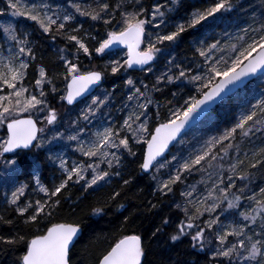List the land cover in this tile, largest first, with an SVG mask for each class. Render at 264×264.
Returning a JSON list of instances; mask_svg holds the SVG:
<instances>
[{"label": "snow or ice", "instance_id": "6c2138e0", "mask_svg": "<svg viewBox=\"0 0 264 264\" xmlns=\"http://www.w3.org/2000/svg\"><path fill=\"white\" fill-rule=\"evenodd\" d=\"M7 7L13 17L24 16L27 19L34 21L42 29L43 33L52 34L53 26H55V34L62 35L67 41L74 42L77 51H83L85 55L89 54V48L86 46L84 40L78 35L66 33V22L71 21L74 16L71 13L63 14L62 18L60 14L49 15L50 8L47 4L35 5L31 7L22 6L20 0H6ZM175 2V0H173ZM264 3V0H262ZM72 7L75 12L80 16L89 17L93 21L103 19L105 25L121 26L119 31H109L107 33V39H103L99 42V46L95 48L96 53H104L106 49H109L115 42L126 44L129 48L128 59L121 64L119 61H111V73H118L126 65L128 68L133 64L148 65L153 60L156 53L160 52L157 44H163L164 42H174L181 33L185 32L187 28L195 27L202 21H206L209 17L215 18L217 13L227 12L232 10L233 5L231 0H216V2L204 10H197L192 13L191 19L187 22L177 24L175 31H170L166 34L156 33L155 42H151V34H149V43L146 49L133 55V50L141 43V38L145 33V24L151 23V21L141 18L147 15V10L142 6L141 0H131L129 4L127 0H120L115 7H113L108 0H96V7H82L79 3H73ZM131 8L132 10H128ZM161 5H156L152 9L153 20L159 17H163L165 13L161 10ZM119 15L120 19H116V15ZM108 17V18H105ZM255 22V21H254ZM163 23V20H161ZM155 27L159 28L160 25L156 24ZM0 28L3 30L4 36L7 38L5 41H11L12 47H15L17 51L12 52L9 48L11 55L4 60H0V85L5 86L3 90L7 91V95H0V125L6 124V139L0 141V155L3 153L14 152L15 149H41L44 147L45 141L42 140L38 133L43 132V128H37L36 122L32 118L19 119L18 113L22 111L36 110L38 112H44L47 109V114L44 116V120L47 124H53L57 119L55 109L49 108L43 99L37 98L36 95L25 96L28 91L23 87L22 81L26 76V70L29 67L28 62L22 57L27 56L34 60L35 55L33 49L29 47V39L26 34H19L10 24H0ZM80 29L73 28L72 33L79 32ZM245 35L237 37V39L243 41L237 47L233 44L231 48L232 54L225 59L224 55H220L214 59V55L217 52L225 53L227 49L223 48L220 41L208 44L206 47L201 46L195 49V53L199 57L203 58V64L205 66V74H191L190 69H185L180 65H176L179 68L178 75H170L168 73L157 77V84H159L165 77L169 84L174 83L176 80L185 79L189 83L197 86V92L200 94V98L195 97L185 100L184 104L175 110H169L170 116L167 122L160 123L158 127L150 130L148 127V120L141 121V116H146L144 111L136 113L133 111L127 118L124 119L123 124L119 127H105L102 132H95L93 135L95 139L88 144L80 142L78 151L85 157L92 159L98 157L100 161L107 163L108 169H113L115 166H120L121 157L117 155L121 149L126 150L129 155L136 156V153L132 150L129 142V136L125 135V129L131 133V139L137 144H146L147 148L144 151L143 161L139 164L140 169L147 173L151 167L157 164V157H160L165 149L168 148L169 143L176 139L177 134L182 128L192 119L195 115H199L198 110H202V105H207L210 101H215L217 97L226 89L228 85H236L237 82L242 81V78L255 73L257 69H264V12L261 13V22L259 26L251 29H243ZM251 31L254 35L249 36L248 32ZM95 39V37H93ZM63 51V50H61ZM61 60L64 61V78L68 81V91L66 96H61V100H66L69 105L73 104L77 97L81 96L86 90L88 85L95 84L101 81L104 71H81V67L78 63H74L61 56ZM223 64V67H221ZM199 68L200 65L198 64ZM151 71V68H148ZM217 78L219 82L217 83ZM51 84L53 81L47 77L46 70L43 67L39 68L38 78L35 80L36 88H40L43 83ZM126 84L133 85L131 79L126 81ZM75 86V87H74ZM134 86V85H133ZM147 90V85L144 86ZM154 91H161L160 88L153 86ZM53 92L56 88L53 87ZM176 94L173 93V96ZM40 97H44L43 90L39 92ZM145 99L144 103H140V98ZM107 97H105V100ZM105 100L99 97H93L91 103L87 105L86 109L81 115V118L85 121L89 120L90 116H95L96 111L105 104ZM128 100H137L136 107L139 109H146L148 104L152 103V100L145 95V91H141L140 88H135L133 95L128 96ZM41 106V107H37ZM195 114V115H194ZM159 111L156 116L159 118ZM137 121H141L137 127H133ZM75 123V122H74ZM257 125L264 126V101H260L258 105L253 106V110L247 115L243 116L240 121L230 130L226 131L218 139L214 138L208 141L204 149L194 158L186 160L177 173L170 177L168 181L162 183L157 191L162 195H167L173 191L171 185L181 181L182 172L207 171V169H222L225 156L229 155V148L233 147L231 143L232 138L240 130V135L247 137L250 134H254L255 131H261L262 129ZM81 132L84 128L80 129ZM150 137V139L148 138ZM62 138L61 133H56L48 143L52 140ZM69 140H77V136H69ZM229 143L225 144L224 142ZM219 146V147H217ZM215 149V151H214ZM114 150V151H110ZM223 153V155H221ZM247 155V154H246ZM259 158L255 159V162L248 164L250 168H256L257 165L264 166V148L260 149L258 154ZM50 160L51 156L48 157ZM59 168L62 170L63 178L61 182L55 186L52 190H49L43 184H41L39 177H34L36 185L40 192H43L48 199L45 201L37 200L35 205L31 203L21 206L18 201L20 196L24 194V189L27 185H21L17 187L15 191L11 193V197L7 198L9 206H15V212L19 217L23 218L25 226L35 225L36 230L39 231L44 226L48 217L52 216L60 205L59 194H62V190L68 188L70 184L80 185L85 191L91 189L94 185L99 186V182L103 181L105 177L111 173L109 170H100L99 163H73L71 168L67 166L64 159L59 158ZM176 157H173L175 160ZM216 161V164H213ZM169 163V162H166ZM245 163L239 156L236 158V163L229 166V175L227 177L228 183L225 187L221 188L220 184L224 183L223 178L219 179L218 183H213L212 187L207 189L208 195L203 199H188L193 197L196 191L195 186H192L193 191H182L181 196L186 199V204L191 206L192 211L188 206L183 207L181 210L185 215V219L181 220L177 225V231L170 236L172 242L179 241L181 236L191 235L193 241V247L199 244L201 250L204 249V238L206 231H211L215 234L218 246L212 253V259L224 258L220 260V264H264V186H260L258 191L250 189L247 184L237 188L236 180L244 181L249 178L247 174L239 173L238 169ZM5 168L11 166V170H16L18 164L17 159H7L3 161ZM207 165V168H205ZM164 164H159V167H164ZM199 166V167H197ZM91 169V178L87 179L85 173ZM120 175L119 172L115 173ZM221 176L220 172H209L208 179L211 180L213 175ZM83 182V183H82ZM124 185H129L130 181L125 179ZM236 188L240 193L239 195H233V198L228 200V209L236 208L239 202L247 200L249 207L242 210L239 214L243 218L244 223L237 224L231 227V230H225L223 232L217 231L216 226L219 225V217L211 218L212 213L216 212L221 207L220 201L227 199L229 190ZM213 191H219L220 197H212ZM251 192L249 195L248 193ZM120 196V192H114L110 200H115ZM55 198V199H53ZM213 199L214 202L209 204L208 200ZM106 204L93 207L91 212L93 215H99L105 211ZM153 208L156 205H152ZM180 208V205H176ZM223 211H227L224 209ZM209 214V219L204 220L203 226L197 225L196 221L201 218L204 213ZM127 220V218H125ZM259 220V231L255 230L257 221ZM0 222L13 224L14 221L9 219L5 220L0 216ZM169 221L165 219L164 225H167ZM188 229H195L194 234L188 232ZM247 229V231H245ZM80 225L78 223H53L51 226H47L46 232L42 234L33 235L28 239L25 235L17 232L11 237L0 236V243L5 245H18L23 244L25 251L19 257V264H72L71 260V246L74 243L75 237L80 232ZM161 231L157 228L152 236L155 237L157 233ZM251 233V235H249ZM234 237L235 240L230 241L228 238ZM247 242V243H246ZM146 250L143 247L142 238L139 235H125L122 239H119L114 245L110 247V250L106 254L102 255L98 264H142V257L146 255Z\"/></svg>", "mask_w": 264, "mask_h": 264}, {"label": "trees", "instance_id": "16d2710c", "mask_svg": "<svg viewBox=\"0 0 264 264\" xmlns=\"http://www.w3.org/2000/svg\"><path fill=\"white\" fill-rule=\"evenodd\" d=\"M108 2L115 7L120 0H108ZM127 2L130 4L131 0H127ZM215 2L216 0H175V2L173 0H141L142 6L147 10V15L143 17L150 19L152 17V9L156 5H161V10L165 13L163 17L157 16L159 28L146 29L141 48H147L149 34H151V42H155L156 33L166 34L170 31H175V26L180 23L187 25L193 12L211 7ZM231 3L233 5L232 10L217 13L215 18L209 17L195 27L187 28L174 42L166 41L163 44H157L156 46L160 48V52L155 54L152 64L144 70L132 72L124 66L116 74L111 73V61L120 59V63L123 64L125 52L119 49L99 55L95 52V48L99 46L100 41L107 39L109 31H119L122 25L115 27L113 25H105L103 19L93 21L86 16L77 17L73 22L66 23L65 32L78 35L88 46L89 54L85 55L82 50L77 51L74 42H69L62 35L55 34V26H53L52 34H46L43 33L37 24L23 19L21 16L18 18L13 17L15 22L19 25L22 24L27 32L30 42L28 46L33 49L35 55L34 60L28 57L26 59L29 67L26 70L23 83H26L30 89L35 91V80L38 78L39 68L43 67L46 70L47 77L53 83L49 84L45 81L41 85L38 91L43 90L45 96L40 97V99H43L49 108L57 111L66 107L61 100L67 83L64 78V61L60 59L62 55L67 60L78 63L82 72L91 70L104 71L107 68L99 89H102L109 97L108 114L113 116L117 122L121 120L126 114V92L128 88L132 87V90L140 88L152 100V103L147 105L145 113L149 129L154 130L160 123L167 122L170 116V109L179 108L184 104L185 100H189L192 97H200L197 92V86L183 78L169 84L165 77L157 84V77L165 73L178 75L180 69L176 65L190 69L193 75L205 74L203 58L195 53L196 48L206 47L208 44L220 41L223 48L231 50L230 45L235 44L239 47L243 43V41L237 39L242 34L239 30L243 22L252 25L250 28L259 26L261 13L264 12L262 0H231ZM88 6L96 7V1L90 0ZM128 10L132 9L129 8ZM8 11L6 2L0 0V14H8ZM256 12H258L260 18H258ZM116 19H120L118 13ZM161 20H163V23H161ZM73 28H78L80 31L72 33ZM227 36L230 39H227ZM198 64L200 65L199 68L197 67ZM149 67L151 68L150 72L148 71ZM129 79L133 81L134 86L126 84ZM256 81H252L243 89L221 102L200 122V125L207 122L210 116H214V120L217 123H222L225 121L221 118L223 115L234 116L240 111L239 109H244V114L247 115L254 104L252 94L256 89L251 87ZM145 85H147V90L144 88ZM154 85L160 88L161 91H154ZM53 87L56 88L55 92L52 91ZM173 93L176 95L173 96ZM242 93H246V97L248 96L246 101L245 98H240ZM143 100L145 101L144 98ZM157 111L160 113L159 118L156 116ZM46 114L47 109L44 112L34 113L27 117H32L38 127L43 128L41 119ZM39 118L41 119L39 120ZM221 126L222 124L219 126L220 129ZM229 128L225 127L222 135L224 130ZM4 129L3 126L2 135H5ZM261 129V131H255L254 134H250L247 137L241 136L240 130L237 129L231 140L233 147L229 148V155L225 156L223 161H221L223 164L222 169L193 170L190 173L182 172L181 181L171 185L173 191L167 195H162L157 191L160 184L156 183L152 177L151 172L153 169L147 175L141 172L139 164L142 163L145 144H137L130 140V146L136 156H131L126 150H122L120 152V166L116 167L114 165L113 169H108L111 174L99 186L85 191L80 185L70 184L68 188L62 190V194H59L60 205L57 206L54 214L47 218L44 226L39 231L36 230L35 225L25 226L23 218L16 214L15 207L9 206L0 196V216L4 217L5 220L11 219L14 221L11 225L0 222V236L7 238L19 232L30 239L33 235L45 232L47 226H51L53 223H78L81 228V236L71 249L72 264H98L102 255L106 254L110 247L125 235L141 236L143 247L147 253L143 257L142 264H220V260H223V258L213 260L210 251L205 245L203 250H201L199 244L193 247L191 235L181 236L180 240L176 242L170 240V236L177 231V225L181 220L185 219L181 209L188 206L189 210L192 211L191 206L186 204V199L180 194L182 191H188L189 188L191 191L193 189L192 186H195L196 191L193 197L189 199H201L205 192L204 187L207 184L211 187L213 183H218L221 177L225 183L228 177L227 173L230 174L228 171L229 166L236 163L238 156L245 161L238 169V172L247 174L251 179L254 178V182L248 186L250 189L258 191L260 186H264V166L257 165L256 168H250L248 164L255 162V159L259 158V156L254 154H258L260 149L264 148V127ZM190 134L191 132L185 136ZM224 143L227 144L229 142L225 141ZM179 145L178 142L163 160L166 161L173 155L180 156L184 153V150H181ZM8 158L18 160L16 170L11 171L12 180L8 187L10 185H27L24 189L23 199L27 195L38 193L34 184L35 175L39 177L41 184L49 190L57 186L63 178L59 170L52 165L50 159L40 150L33 149L30 152H17L7 157H1L0 155V166ZM216 163V161H213V164ZM205 168H207V165ZM116 172H119L120 175H116ZM209 172H220L221 176L214 174L212 179L209 180ZM176 173H171L170 171L164 177V182L168 181ZM125 179L130 181L129 185H124L123 181ZM236 185L237 188L242 187L245 185V181L237 179ZM117 191L120 192V196L115 200H110L109 197ZM228 193L232 196L239 195L236 188L229 190ZM248 194L250 195L251 192ZM39 197H41L40 194ZM45 199L47 200L48 197L45 196ZM101 204L107 205L105 211L99 215H93L91 209ZM153 204L156 205L155 208L152 207ZM176 205L181 207L177 208ZM223 205L227 206L228 200H225ZM245 205L246 208L249 207V202L242 199L237 207L233 209L242 211ZM225 206L221 207V211L226 213L228 209L223 211L226 209ZM165 219L169 221L167 225L163 224ZM157 228H160L161 231L153 237L152 233ZM187 231L194 234L195 229H188ZM24 251L25 246L23 244L5 245L0 243V264H19V257Z\"/></svg>", "mask_w": 264, "mask_h": 264}, {"label": "rangeland", "instance_id": "374dc122", "mask_svg": "<svg viewBox=\"0 0 264 264\" xmlns=\"http://www.w3.org/2000/svg\"><path fill=\"white\" fill-rule=\"evenodd\" d=\"M4 1L6 2V0H4ZM20 3L22 6H27V7H31L33 4H35V5L47 4L50 8L49 15L60 14L61 18H62L63 14L71 13L74 16V18L68 22H73V20H75L77 17H80V15L75 12V9L72 7V4L73 3H79V4H81L82 7H88L90 0H20ZM6 5H7V2H6ZM256 15H258V18H260L259 17L260 15L258 14V12H256ZM21 17L23 19H26L30 22L35 23L34 21L27 19V17H24V16H21ZM16 18H18V17H16ZM141 18L148 20V21H151V23H147L144 26L145 27L144 37H145L147 28H149V30H151V28L152 29L157 28L154 25L157 24L158 17L155 20H153V17H151L150 19H147L146 17L142 16ZM68 22H66V23H68ZM0 24H3V25H9L10 24L14 29L17 30V32L19 34H21V35L26 34L27 35V32L24 30L22 24L19 25L15 22V19L11 15L10 10L8 11V14L7 13L6 14H0ZM250 26H252V25H249L248 23L243 22V25L240 26V30H239V32L242 33L241 34L242 36L245 35L244 31H242V30L246 29V28L251 29ZM154 34H155V32H154ZM241 35H240V37H241ZM248 35L251 36V35H254V33L249 31ZM226 38L230 39L229 36H227ZM6 40H7V38L4 36L2 28H0V60H4V58H7L11 55V53L9 52V48H11L12 52L17 51V49L15 47H12V42L7 41V43H6L5 42ZM143 50L144 49L140 48V52ZM229 51H231V50H227L225 53H220V52L215 53L217 55L216 56L214 55V59L218 58L220 55H224L225 59H227L228 56L232 54V51L231 52H229ZM100 54H102V53H99V55ZM22 58L26 60L27 56L22 57ZM118 61L121 62L120 59ZM124 61H125V58H124ZM4 62H6V60H4ZM125 67H126V65H125ZM221 67H223V64H221ZM256 80L257 81L251 87L252 89L253 88L256 89V91H254V93L252 94V99L254 101L253 106L258 105V103L260 101H264V75L261 76L260 78L256 79ZM21 83H22L23 87L28 90L25 93V96H28L31 94V95H36L37 98H40L38 88H35V91H33L32 89L29 88V86L26 85V83H23V81ZM4 88H5V86L0 85V95H7V91L3 90ZM134 92H135V89L132 90V87L128 88V91L126 92V99H127L126 108H125L126 114L118 122L115 120V118H113V116H110L108 114V111H109L108 99H109V97L107 96V94L102 89H98L92 96H90L89 98L83 100L78 105H76L75 108L63 107L60 110H57V111L55 110L56 114H57V119L51 125L46 124L47 121L44 120V118H42V119L39 118V120L41 119V121H42L43 132H41L38 136L42 140L45 141V144H44L43 148L35 149V150L42 151L46 155V157L51 156L52 159L50 160V162L52 163L53 166H55L59 170V172L62 175H63V173H62V170L59 168L58 157L64 159L69 168H71L73 163L86 162V163H92V164L99 163V169L100 170H108L107 163L100 161V159L98 157L89 159V158L83 156L77 149L80 146V142H83L84 144H88L91 141H93L95 139V136L93 135L95 132H98V131L102 132L105 127L119 128L123 124L124 119L127 118L129 116V114L132 113L133 111H135L136 113H139L141 111L146 112V109L142 110V109H139L136 107L137 100H132V101L128 100V96L133 95ZM93 97H99L102 100H105V97H107V99L105 100V104L102 105L100 107V109L96 111L95 116H90L89 120L85 121L81 118V115L84 112V110L86 109L87 105L91 103V100ZM240 98L241 99L245 98V101H246L248 99V96L246 97V93H242L240 95ZM139 102L144 103L145 101L141 97ZM37 107L39 108L41 106H37ZM239 110L240 111H238L234 116L223 115L221 118L224 119L225 120L224 122H226V123H224V122H222V123L218 122L217 123L214 120L215 117L210 116V117H208L207 122H205L202 125H200V123H199L195 128H193L190 131L191 132L190 135H188V136L184 135L185 137L183 136L179 141V144H180L179 147H181V150H184V153H182L180 156L173 155V156H171V158L169 160H166V161L161 159L160 161H158L159 163L158 164L156 163L155 166L153 167L151 174H152L153 179H155V182L160 184V185L162 183H164V177L167 176V174L170 171H171V173H176V171H178L180 169L181 165H183V163L186 160H190V159L194 158L195 155L199 154L204 149V147L206 146L208 141H211L214 138L218 139L220 136H222V131L225 127H230L228 130L232 129L240 121V119L243 116H245V114H244L245 110L244 109H239ZM252 110H253V107H251L250 111H252ZM34 113L39 114L40 112H38L36 110L22 111V112L18 113V118L30 116L31 114H34ZM144 119H147V117L141 116V121H143ZM141 121H137L136 124L133 125V127H137ZM221 124H222V126L220 129L219 126ZM5 125H0V141H3L4 139H6V134L2 135V129H3V126L5 128ZM257 127L262 128L264 126L257 125ZM81 128H84L83 132L80 131ZM228 130L225 129L224 133ZM4 131H5V129H4ZM56 133H61L62 138L52 140L51 143H48L47 141L50 140L53 136H55ZM73 135L77 136V140H69L68 139L69 136H73ZM125 135L129 136V141L130 140H131V142L133 141L131 139V133L128 132L126 129H125ZM122 150L123 149H121L120 152ZM0 151H2V150H0ZM110 151H114V150H110ZM120 152H118L117 155H120ZM173 157H176V159L173 160ZM10 159H12V158H10ZM166 162H169V163H166ZM159 164H164L165 166L159 167ZM114 165H115V162H114ZM11 171H13V170H11V166H9V168H5L4 164H2V166H0V196H2V200L6 203H7V198L11 197V193L13 191H15V189L17 187H20V186H12V185H10L8 187V184L12 180L11 176H10ZM227 175H229V174L227 173ZM85 176L87 179L91 178V169H89L85 173ZM35 177H37V175H35ZM106 178L107 177H105V179ZM105 179L103 181H105ZM103 181H100L99 185ZM244 181H245V184L251 185V183L254 182V178L251 179V177L249 176V178L247 180H244ZM207 182H208V180H207ZM226 182H228L227 178L225 180V183ZM225 183L220 184V187L221 188L225 187L224 186ZM34 184H35V188L38 190L37 192L41 195V197H39L38 193H35V195H27V197L25 199H23V197H24V194H23L22 196H20L19 201H18V203L21 206H23L24 204H28V203L35 205V202L37 200H40L42 202L46 200L45 199L46 195L43 192L39 191V188L36 185L35 179H34ZM95 186H97V185H94L93 187H95ZM211 187H209L208 184L204 187L205 192L201 196V199H203V197L208 195L207 189H209ZM187 188H189V187L187 186ZM188 191H190V188L188 189ZM191 191H193V189H191ZM224 195H227V199H222L220 201L221 207L225 206V205H223V202H225V200H230L233 198V196L230 193H227V194L225 193ZM37 196H38V198H37ZM220 196H221V193L219 191H213L212 192L213 198L214 197H220ZM21 199H22V201L20 202ZM213 202H214V200L211 198L208 200L209 204H211ZM221 207L218 208L216 210V212L212 213V216H211V218L219 217L220 223L218 226H216L217 231L223 232L225 230H231V227L236 226L237 224L244 223L243 218L239 214L241 211H236L235 209H228L227 206H225L226 209H228V212L225 213V212L221 211ZM245 208H246V205L243 207V210ZM209 218H210L209 214L205 212L201 216V218L198 221H196V223L199 226H203L202 222L204 220H208ZM255 230L257 232L259 231V220L257 221V224L255 226ZM245 231H247V229ZM249 235H251V233H249ZM228 239L230 241H233V242L235 240L234 237H229ZM204 245L210 251V255L212 256V253L216 250V248L218 246V242L216 241V237H215V234L213 232L206 231L205 238H204Z\"/></svg>", "mask_w": 264, "mask_h": 264}, {"label": "water", "instance_id": "95a60500", "mask_svg": "<svg viewBox=\"0 0 264 264\" xmlns=\"http://www.w3.org/2000/svg\"><path fill=\"white\" fill-rule=\"evenodd\" d=\"M142 40H143V37L141 38V43H142ZM141 43L139 44V46L137 48H135L133 50V55H135L136 53L140 52V46H141ZM117 49H122L125 51L126 53V60L128 59V56H129V48L126 44H122V43H119V42H115L109 49H106L105 52H109V51H113V50H117ZM153 61V60H152ZM152 61L149 62L148 65H150L152 63ZM148 65H137V64H133L132 67L128 68L126 66V68L130 71H133V72H138V71H142L145 67H147ZM264 75V69H257V71L255 73H252L250 74L249 76L247 77H244L242 78V81L240 82H237L236 85H228L226 87V89L221 93V95L219 97H217L215 99V101H210L208 102L207 105H202L201 106V109L202 110H198V113L199 115H195V118L190 120L185 126L184 128L181 129V131L177 134V137L175 140L171 141L169 143V146L167 149H165L164 153L160 156V157H157V161H160L161 159H163L168 153L169 151L176 145V143L184 136L186 135L188 132H190L193 128H195L212 110H214L221 102H223L224 100H226L227 98H229L230 96L234 95L236 92H238L239 90L243 89L245 86H247L249 83H251L252 81L260 78L261 76ZM217 83L219 82V78L217 79L216 81ZM102 84V79L101 81L95 83V84H91V85H88L86 90L82 93L81 96L77 97L76 100L74 101L73 104L69 105L67 103L66 100H62L63 101V104L67 107H73L75 105H77L78 103H80L81 101L89 98L90 96H92L94 94V92L100 88ZM68 81L66 83V86H65V93H64V96H66L67 94V91H68ZM75 87V86H74ZM200 98V97H199ZM197 98V99H199ZM28 118H32V117H20L19 119H28ZM33 119V118H32ZM34 120V119H33ZM35 121V120H34ZM36 122V121H35ZM49 125V124H48ZM159 126V125H158ZM156 126V127H158ZM36 127L38 128V125L36 123ZM155 127V128H156ZM154 128V129H155ZM5 130H6V125H5ZM154 131V130H153ZM6 134H7V130H6ZM150 139V137H149ZM147 148V145L145 144L144 146V151L146 150ZM32 149H15L14 152H9V153H3L1 156H9V155H12L14 153H17V152H29L31 151ZM143 155H144V152H143ZM142 161H143V158H142ZM156 164V162H154V165ZM154 167V166H153ZM153 167L150 168V170L145 173L141 170V172L143 174H149L151 172V170L153 169ZM81 229V228H80ZM46 232V231H45ZM81 236V230L80 232L78 233L77 237H75L74 239V243L73 245L71 246V249L72 247L74 246V244L76 243V241L78 240V238ZM142 260H143V257H142Z\"/></svg>", "mask_w": 264, "mask_h": 264}]
</instances>
